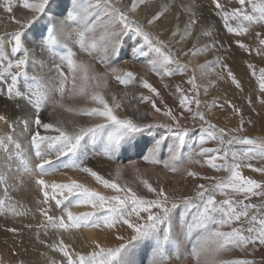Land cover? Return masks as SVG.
I'll return each instance as SVG.
<instances>
[{"label": "snow or ice", "instance_id": "obj_1", "mask_svg": "<svg viewBox=\"0 0 264 264\" xmlns=\"http://www.w3.org/2000/svg\"><path fill=\"white\" fill-rule=\"evenodd\" d=\"M143 4L144 0H130L122 7L114 0L0 2L3 11L12 13L16 9L21 13L19 17H10L15 29L0 34V100L14 109L13 114H0L4 125V130L0 131V184L3 185L0 192L8 200H11L10 192L22 198L31 197L29 202L39 213V217L32 214L34 224L22 220L21 229L9 227L6 230L15 234L35 229L37 243L62 254L60 264H173L172 247L177 248L175 259L179 260L178 249L185 238L191 242L193 236L202 235L217 245V252L238 250L241 254L240 258L219 262L213 259L208 264H264V179L244 174L245 169H250L264 177V138L245 135L244 109L228 101L219 107L230 108L239 117L238 125L225 128L212 123L200 110L202 101L196 69L189 75L188 64L181 62L189 56L212 54L214 59L198 67L213 70L219 67L217 80H230L231 85L243 92L241 78L234 74L226 60L233 55L231 49L235 46L242 53L255 54L264 61V0H210L207 15L201 0L181 4L180 8L187 14L183 31L178 22L172 28L161 30V34L170 33L172 40L179 33L180 39L171 46L160 35L154 36L145 30L160 24L169 5L153 11L150 18L145 16L143 23L131 19ZM174 15L178 21L179 13ZM197 25L201 30L196 34V42L187 50L176 47L184 44ZM221 30L231 39L222 40ZM132 37L135 42L130 52H126ZM202 37H207L208 42L197 47ZM247 40L251 42H245ZM101 49L102 54L94 56ZM78 54L94 58L106 71L97 73L93 64L78 60ZM124 55L134 59L143 57L147 71L160 78L163 89L174 87L171 95L175 105H167L161 88L146 76L112 66L119 64ZM244 63L249 79L254 78L258 85V89L253 90L255 100L252 95L247 98L251 111L255 112L256 103L264 107V66L257 70L250 61ZM108 77L125 89L133 84H139V89L131 93L125 91L123 96L110 92L109 101L106 94L98 90L101 86L108 88ZM165 77H180V83L170 85ZM78 80L83 81L78 94L85 104L79 108L66 107L63 101L70 91H76ZM69 83L72 89L67 87ZM203 91L207 94V88ZM141 105H150L154 114L162 113L169 122L148 121L149 112H142ZM49 106L51 111H48ZM209 107H217L216 102ZM58 109L87 117L89 122L70 120V130L62 119L45 120V112L54 116ZM188 119L201 133L191 146L187 141L195 131L181 123ZM247 123L253 124V121L249 119ZM159 128L165 129L167 134L153 136L144 143L138 139ZM98 132L108 133L102 152L108 161L115 163L119 159L117 151L130 145L138 149L143 163L160 166L166 173H179L180 179L176 181L175 175L171 178L164 175L158 177L154 185L149 178H140L134 189L121 183L126 167H131L138 176L141 172L137 167L140 161H132L130 157H126L129 165H116L112 178L98 174L84 165L88 159L86 154L81 159L85 137ZM186 146L190 147L188 164L206 166L225 175H205L191 167L181 172ZM64 159H79L80 163L71 167L112 194L70 177L68 182L61 183L47 180L46 177L59 170L58 163L64 168L70 166ZM13 173L19 175L13 176ZM189 178L208 183H196L192 194H184L176 185L186 183ZM164 181L168 182L167 187ZM254 198L260 202L254 203ZM19 207H22L19 201L11 204L0 201V209L11 211L14 218L28 217L30 210L20 211ZM73 207H89L91 211L73 212ZM55 211L61 214L56 216ZM117 225L128 234H117L115 238L119 243L115 246H103L92 240L88 250L82 251L63 239L65 233L84 228L111 230ZM49 228L55 230L54 242L41 237V229L43 236L48 237ZM205 254L206 250L196 245L188 253L196 264H200V257Z\"/></svg>", "mask_w": 264, "mask_h": 264}, {"label": "bare ground", "instance_id": "obj_2", "mask_svg": "<svg viewBox=\"0 0 264 264\" xmlns=\"http://www.w3.org/2000/svg\"><path fill=\"white\" fill-rule=\"evenodd\" d=\"M124 1L120 2L118 0H114V2H116L118 6H121V7L124 6L125 4H128L127 2L125 3ZM0 2H2V0H0ZM189 2L190 0H144V4L140 8H138L137 14L133 16L137 19H140V21L143 23L145 16H148L150 18V15L153 11L159 10V8L165 4L169 5L168 12L166 13L165 17L161 20L160 24L157 26H153L151 28L157 34L160 35L161 39L168 41L170 45L173 41L170 36V33L164 32L163 34H161V30L172 28L175 26L177 22L179 23L180 30L181 28L184 29L185 23L187 21V14L182 11V9L180 8V5L187 4ZM201 2L204 5V9H203L204 14L207 15L209 11L210 0H201ZM175 13H179L178 21H177L176 16L174 15ZM20 15L21 13L16 9H14L12 13H7L3 11L2 8H0V34L4 32L13 31L16 25L11 22L10 17L11 16L19 17ZM194 30H195V37L193 38L196 42V34L197 32L201 30V26L200 25L195 26ZM219 36L222 40H225V41H228L229 39H231V37H229L226 33H224L223 30L220 31ZM200 41L208 42V38L202 37ZM134 42H135V37H132L131 39L128 40V47L125 49L126 52H130V46ZM199 43H197V45ZM184 46H187L186 40L184 41V44L176 45V47H184ZM225 46L227 47V44ZM58 51L63 52V49H58ZM231 51L233 55L227 58L226 63L231 67L234 74L238 76L239 78H241L243 82V92H240L239 90L235 88L234 85H231L230 80H217L216 75L213 74L211 71H209L207 73V76L205 77L206 73L201 71L198 67L199 61L203 60L204 58L203 56H198V57L191 56L188 59L189 64L194 66V69H196V73L198 74V81H199L200 86L204 87L206 82H208V85H209V82H212L210 97L219 94L221 96H225V97L227 96L228 98H237L240 95V93L253 94L254 88L256 89V87L252 85V82L249 80L247 64L244 63V61L248 60L254 65L259 66V67L264 66V61H262L261 58L259 56H256L255 54H253L252 56H248L247 54L242 53L240 50L233 49V48L231 49ZM101 54H102V49L95 52L94 56H99ZM77 59L82 60L88 64H93L95 66V71L97 73H103L106 71L104 66L100 63H97V61L94 58L88 57L86 55L78 54ZM145 64H146V60L143 57L139 59H134L131 55H124L121 57L119 64H114L112 66L120 67L124 69L125 71H134L138 75L146 76L150 82H152L158 88H161L162 95L164 97L166 104L169 106H174L176 101H175V98L171 95V93L175 91L174 87L163 89L162 85L160 84V78L157 75L151 72H148L145 67ZM89 74L91 75V71ZM82 75L83 73H81V76ZM165 82L169 83L170 85H174L176 83H180V77H176L175 79H169L165 77ZM81 83H83V81L78 80L76 83V91L75 92L70 91L69 95H66L63 101L66 107L79 108L81 106H84L85 101L78 94L79 86ZM184 86L188 87L187 85H184ZM67 87L69 89H72L73 87L72 83H69ZM205 88L208 89V86L206 85L204 89ZM137 89H139V84L129 85L128 88L125 89L124 86L119 85L116 81L112 80L111 77H108V88L105 89L101 86V88L98 90L106 94V98L110 101L111 100L110 92H115L118 96H123V93L125 91H128L129 93H131L133 91H136ZM89 91H91L90 88H89ZM142 91H144L145 94H148L147 90L142 89ZM69 96L71 98H69ZM253 96L255 95L253 94ZM130 98L131 97L129 96L128 99ZM161 107L163 108V106ZM140 108L142 112L144 111L149 112L148 121H155L157 123L169 122L167 118L163 116L162 113L154 114L150 109V105L149 106L141 105ZM48 111H51V106H49ZM213 111L215 112L216 115H220L218 113H220L221 110H218V108L213 109ZM13 113H14V109L12 108V106L10 104L6 105L2 100H0V114L9 115ZM253 116L262 119L261 118L262 115L260 112H254ZM44 118L46 121H51L53 119H62L65 121L66 124H68L70 120H76L78 123L89 122L87 117H78L74 115L73 113L63 111V109H58L57 112L54 114V116H49L48 112H45ZM181 123H184L189 127H192L195 131V134L198 137L201 135L198 126H194L192 124L191 119H188L187 121L182 120ZM231 125L233 127H236L238 123L232 122ZM245 125H248L245 127V130L247 129L250 131L254 129L258 130L257 128H259V125L263 126L260 123H258V121L256 122L257 126H252V125L250 126L249 123H245ZM68 127L71 130L70 124H68ZM3 130H4V125L2 122H0V131H3ZM40 131L42 134H44L43 129H41ZM159 134H166V130L163 128L153 129L145 133L143 137H138V139L141 140V143H144V142L150 141L153 136H158ZM107 135H108L107 132H98L94 136H86L85 141H84V148L81 153V159H83V156L86 154V152H84L85 148L89 149L92 153H97V152L101 153L100 156H95L94 158L86 154L87 157L89 158L84 161L85 166L92 167L94 170L98 172V174L104 176L105 178H112V173L116 165L118 164L129 165V160L126 159V157H130L132 161H140V163L137 164V167L141 169V172L139 173V176H138V174L131 167H126L122 174L121 183H127L134 189L137 187L140 178H149L150 182L153 183L154 185L156 183L157 178L162 177L164 175H168L170 178L173 175H175L176 181L180 179L179 173L177 174L166 173L160 166H152V165L143 163L142 158L137 154L138 149L134 146L129 145V146H126L125 150L117 151L116 155L119 157V159H116L115 163L108 161L102 155L104 140L107 138ZM189 140L190 139H188V141ZM21 143L23 144L24 141H21ZM187 145L191 146V143H187ZM188 146H186L183 150L185 154V160L180 165L181 172H183L184 168L191 167L193 168V170H198L202 174H205V175H216V176L225 175L224 173H216L213 170L207 168L206 166L203 168H200L199 166L188 164L187 154L190 151V147ZM166 154H167V149H165V158H167ZM96 160L98 161L96 162ZM64 162L69 164L70 166L68 168H64L62 164L58 163L57 167L59 170L53 172L50 176L46 177V179L49 181L54 180L58 183H61V182H68V178L70 177L71 179L77 180L80 183L86 184L90 188H96L97 190L105 192V194H112L110 190L106 191L101 186L97 185L96 182L91 177L87 176L84 173H80L74 170L73 167H71V165L74 163L79 164L80 163L79 159L75 161L64 159ZM145 172H146V177H145ZM17 175L19 174L13 173V176H17ZM24 180H25V184L27 185L28 178L26 176L24 177ZM12 182L13 181L10 179L9 183L11 184ZM173 182L175 183V181ZM164 183H165V186L167 187L168 182L164 181ZM196 183H208V182L202 181V180L194 181L191 178H189L186 183L181 182L177 184L176 186L184 194H192V189L194 188ZM2 188H3V185L0 184V189ZM144 191L146 192V190ZM10 195H11V200H8L3 195V193L0 192V201H5L6 204L16 203L17 201H19V205L22 206V207H19V210L20 211L30 210V214L28 217H15L14 218L11 211L7 209H0V264H6V261L8 260H10L11 264H19L21 260H24L25 264H52V262H55V264H60V260L62 259V254L59 252L53 251L52 249L47 248L44 245L37 243L35 241V229H33L32 232H29L27 229H24L15 234L10 233L6 230L9 227L16 228L18 230L21 229L22 220L24 222H32L34 224L35 221L33 220L32 214H35L36 217H39V213L36 211L34 204L29 202L31 197L22 198L16 192H10ZM32 196L34 197L35 193H32ZM253 202L259 203V200L254 198ZM71 210L73 212H85V211H91V208L73 207ZM54 214L56 216H59L61 213L59 211H55ZM43 231L44 230L41 229V237L48 240V242H54L55 239L57 238L55 235V230L49 228L48 237L43 236ZM117 234H123L126 236L128 233L125 231L124 228L120 227L119 225H117L116 228H113L111 230L104 229L103 227L100 229L84 228L78 231H73L71 234L65 233L63 236V239L67 243L72 244L77 250L87 251L88 250L87 246L92 240H96L100 242L103 246H115L116 244L119 243V241H117L115 238ZM193 245H196L197 247H203L206 250V254L200 257V264H208V262L212 261L213 259L219 262V261H223V260L231 259V258H240L241 256L238 250L217 252L216 251L217 245L213 241L207 240L206 237L203 235L200 236L199 238L193 236L191 239V242H189L188 239L185 238L184 243L179 246V249H178V255L180 257L179 260L175 259V254H177V248L175 246L172 247L171 254L174 255L173 264H189V262H191V264H196V261L190 255H188V253L191 252Z\"/></svg>", "mask_w": 264, "mask_h": 264}, {"label": "rangeland", "instance_id": "obj_3", "mask_svg": "<svg viewBox=\"0 0 264 264\" xmlns=\"http://www.w3.org/2000/svg\"><path fill=\"white\" fill-rule=\"evenodd\" d=\"M118 1H120V2H122V1H124V0H118ZM125 3L127 2V3H130V0H126V1H124ZM134 16L132 15L131 16V19H134V20H137V21H139V22H141L140 21V19H137V18H133ZM142 23V22H141ZM146 31H149V32H151L154 36L155 35H159V34H157L151 27H146V29H145ZM181 31H183V28H181ZM198 33V32H197ZM192 36V37H191ZM193 37H195V30L193 29V31H192V35H190L187 39H186V41H187V46H184L183 48H184V50H187V48L188 47H191V45L193 44V43H195V40H194V38ZM180 39V35L178 34L176 37H175V40H173L172 41V43L171 44H175V41L176 40H179ZM207 41H205V42H203V41H200V43L197 45L196 44V46L197 47H199L201 44H203V43H206ZM245 42H251L250 40H247V41H245ZM171 44H170V46H171ZM233 49H237L235 46H233L232 47ZM238 50V49H237ZM201 56H203L204 58H203V60H201V61H199V63H198V65H202V64H205L207 61H210V60H212V59H214V56L212 55V54H207V55H201ZM191 56H189V57H187V58H183L182 59V63H186V64H188V68H189V73L191 74V70L192 69H194V66H192V65H190L189 64V61H188V59L190 58ZM250 60V59H249ZM257 67V70H258V68H259V66H256ZM200 69V68H199ZM208 69V70H207ZM201 71H203L204 73H206L205 74V77L207 76V73L209 72V71H211L213 74H215L216 75V73H218V72H220L221 71V69L219 68V67H215V69L213 70L212 68H205V69H200ZM249 73V72H248ZM189 74V75H190ZM257 74H258V72H257ZM195 75H196V83L199 85V81H198V74L196 73V71H195ZM249 77H250V73H249ZM202 78V77H201ZM251 82H252V85H254L255 87H256V89H258V85L256 84V81H255V79L253 78V79H249ZM208 86V89H207V94H204V87L205 86ZM211 85H212V82H209V85H208V82H206L205 83V86L203 87V86H200V92H201V95H200V99H201V101H202V104H201V107H200V110L202 111V112H204L205 113V115H206V117H208V118H210V121L212 122V123H215L217 126H219V127H225V128H232L233 126L231 125V123L232 122H237V123H239V117L238 116H235L234 115V113L232 112V110L230 109V108H227V106L225 105V107L224 108H221V107H219L220 105H223V104H225V101H228V102H231L232 104H235V105H237L238 107H241L242 109H244V113H243V115H244V119H245V122L247 123V121L249 120V119H251L252 121H253V124H254V126H257L256 125V122L258 121V123H260L261 125H263V126H260L259 125V128H257L258 130H256V129H254V130H252V131H250V130H245V135H249V136H252V137H258V138H264V107H261L258 103H256L255 104V109H256V111L255 112H260L261 113V118L262 119H260V118H257V117H255V116H253L254 115V112L253 111H251V106H249V104H248V99H246V98H248V96L249 95H252L253 96V94H246V93H240V98H239V96L237 97V98H228L227 96L225 97V96H221V95H219V94H217V95H214V96H212V97H210V93H211ZM254 88V87H253ZM210 89V90H209ZM255 89V88H254ZM249 91V90H248ZM248 93V92H247ZM237 99H239V100H237ZM253 100H255V96H253ZM213 101H215L216 102V105H217V107H215V108H210L209 106L213 103ZM218 108V110H221V112L220 113H218V114H220V115H216L215 114V112L213 111V109H217ZM249 109H250V111H249ZM256 114V113H255ZM262 120H263V122H262ZM150 122H155V121H150ZM163 123H168V122H163ZM253 124H250V126L252 125L253 126ZM229 126V127H228ZM246 126H248V125H245V127ZM250 131V132H249ZM167 134V133H166ZM197 137V138H196ZM196 138V139H195ZM198 136L195 134V135H192L189 139V141H187V143H191V145H193L194 144V142L196 141V140H198ZM193 143V144H192ZM208 146H213V145H211V144H209ZM184 150V149H183ZM187 150V149H186ZM89 151V152H88ZM84 152H86V154H88L90 157H95L94 155H93V153L89 150V149H87V148H85L84 149ZM89 158V157H88ZM98 160H96V162H97ZM98 166H99V164H98ZM244 174L245 175H248V176H251V177H254V178H256V179H264V177H261L260 176V174L259 173H255V174H253L252 173V171L250 170V169H245L244 170ZM251 174V175H250ZM255 175V176H254ZM260 202V201H259ZM17 262V261H16ZM6 264H11V262H10V260H8V261H6Z\"/></svg>", "mask_w": 264, "mask_h": 264}]
</instances>
